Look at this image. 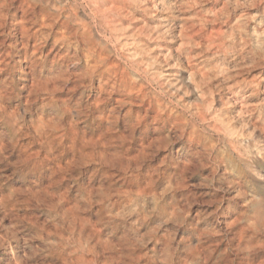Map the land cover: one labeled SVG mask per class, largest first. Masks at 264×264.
<instances>
[{
  "label": "clouds",
  "instance_id": "obj_1",
  "mask_svg": "<svg viewBox=\"0 0 264 264\" xmlns=\"http://www.w3.org/2000/svg\"><path fill=\"white\" fill-rule=\"evenodd\" d=\"M0 264H264V0H0Z\"/></svg>",
  "mask_w": 264,
  "mask_h": 264
}]
</instances>
